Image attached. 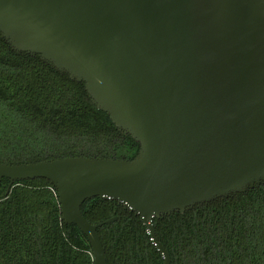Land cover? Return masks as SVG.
<instances>
[{
  "label": "water",
  "instance_id": "obj_1",
  "mask_svg": "<svg viewBox=\"0 0 264 264\" xmlns=\"http://www.w3.org/2000/svg\"><path fill=\"white\" fill-rule=\"evenodd\" d=\"M0 32L86 85L96 106L140 144L133 160L0 162V186L46 179L62 219L107 264L82 207L100 197L155 218L264 184V0H0ZM117 218L106 223H114Z\"/></svg>",
  "mask_w": 264,
  "mask_h": 264
},
{
  "label": "trees",
  "instance_id": "obj_2",
  "mask_svg": "<svg viewBox=\"0 0 264 264\" xmlns=\"http://www.w3.org/2000/svg\"><path fill=\"white\" fill-rule=\"evenodd\" d=\"M139 151L140 144L96 106L84 83L40 56L18 53L0 32L1 163L80 156L133 160ZM82 211L102 225L107 264H164L142 218L119 201L97 197ZM152 224L171 264H264V184ZM0 264H94L88 237L63 221L49 180L13 186L2 180Z\"/></svg>",
  "mask_w": 264,
  "mask_h": 264
}]
</instances>
